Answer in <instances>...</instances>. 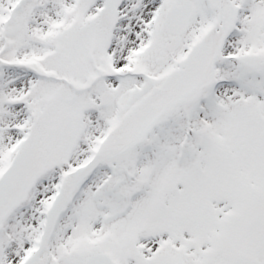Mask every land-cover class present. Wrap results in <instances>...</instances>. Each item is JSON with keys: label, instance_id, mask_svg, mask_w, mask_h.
<instances>
[{"label": "snow or ice", "instance_id": "obj_1", "mask_svg": "<svg viewBox=\"0 0 264 264\" xmlns=\"http://www.w3.org/2000/svg\"><path fill=\"white\" fill-rule=\"evenodd\" d=\"M0 264H264V0H0Z\"/></svg>", "mask_w": 264, "mask_h": 264}]
</instances>
